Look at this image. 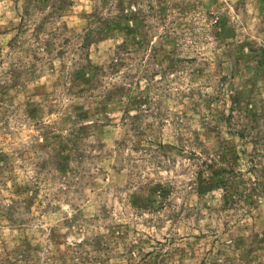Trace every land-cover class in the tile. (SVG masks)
I'll return each mask as SVG.
<instances>
[{
    "label": "rangeland",
    "instance_id": "1",
    "mask_svg": "<svg viewBox=\"0 0 264 264\" xmlns=\"http://www.w3.org/2000/svg\"><path fill=\"white\" fill-rule=\"evenodd\" d=\"M261 47L264 0H0V264H264Z\"/></svg>",
    "mask_w": 264,
    "mask_h": 264
},
{
    "label": "trees",
    "instance_id": "2",
    "mask_svg": "<svg viewBox=\"0 0 264 264\" xmlns=\"http://www.w3.org/2000/svg\"><path fill=\"white\" fill-rule=\"evenodd\" d=\"M20 29V28H19ZM90 34L91 33H87L86 34V37L88 36V38L90 37ZM89 40H90V38H89ZM89 42L90 41H88V45L86 46V48H88L89 47ZM91 43V42H90ZM142 44V43H141ZM261 53H262V55L264 54V47H261ZM253 51V49H251V52ZM254 52V51H253ZM255 52H257L256 50H255ZM258 58H262V56H261V54L259 53V55H258ZM118 62H119V58H116V59H114L113 61H112V63H111V65L109 66L110 68H115V67H117L119 64H118ZM257 66H258V68H261L262 69V65H264V59L262 60V59H258V62H257ZM104 68H100L99 66H94V65H92L91 64V60H90V58H89V56H86V63L84 64V65H82L81 67H80V69L79 70H76L75 71V73H76V76L77 77H79V76H81L82 75V73H87L88 74V76L91 78V80H95L97 77H98V79H97V83H101V81H100V77L102 76V74H103V72H104ZM81 71H84V72H81ZM113 87H112V89L111 90H108V91H106V96H107V98H111V97H113L116 93H118V91H117V89L115 88V85H112ZM102 94H104V93H102ZM234 99V98H233ZM233 102H234V100H233ZM237 101H235V103H236ZM132 119H136L137 118V116L136 117H131Z\"/></svg>",
    "mask_w": 264,
    "mask_h": 264
}]
</instances>
